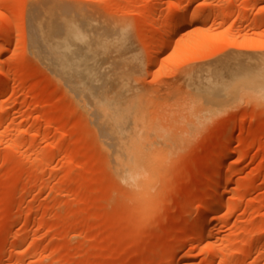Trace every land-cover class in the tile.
<instances>
[{
    "label": "rangeland",
    "instance_id": "374dc122",
    "mask_svg": "<svg viewBox=\"0 0 264 264\" xmlns=\"http://www.w3.org/2000/svg\"><path fill=\"white\" fill-rule=\"evenodd\" d=\"M34 1L0 0V264H264V1L182 0L199 19L180 29L181 0H47L92 45L72 54L104 53L93 65L124 100L107 116L157 162L134 193L67 89L77 66L56 82L32 55ZM219 162L233 173L206 217Z\"/></svg>",
    "mask_w": 264,
    "mask_h": 264
},
{
    "label": "bare ground",
    "instance_id": "6f19581e",
    "mask_svg": "<svg viewBox=\"0 0 264 264\" xmlns=\"http://www.w3.org/2000/svg\"><path fill=\"white\" fill-rule=\"evenodd\" d=\"M257 1L259 4L264 0ZM187 4H183L181 0L176 7L181 15H178L174 24L180 29H183L188 24L199 19V17L188 16L189 8ZM29 6L28 28L30 34H28L30 35V51L32 55L45 66L48 73L51 74L56 82L57 66L64 70L77 66L76 71L65 74L69 84L67 89L78 99V102L83 105L91 123L94 125L101 146L107 154V163L109 164L111 175L117 179L121 186L125 185L130 187L133 190L132 193H134L135 189L138 188L137 190H139L144 181L153 175L157 162L151 160L152 155L149 153L148 149L140 147L141 134L136 130L134 123H130L122 118L108 117L110 104H116L121 108V104H123L124 100L120 95L121 91H123V87L118 83L114 88H110L103 84L104 80L101 79L99 73H97L98 66L93 65V63L99 64L100 60L105 58L104 53L96 54L95 51H91V56H89L90 62L83 60L80 56H76L75 53L72 54V50L83 47L84 50L87 51L92 45L86 43L88 38L86 33L82 30V27L74 26V28L71 27L72 30L68 29V33H66L65 30L62 32L58 20L66 18H63V16L57 13V1L36 0L31 4L29 3ZM200 14L202 16L203 13ZM122 40H125V38H122ZM126 40L130 42L128 38ZM83 45H86V47ZM166 48V45L162 46L159 51L154 53L151 60L164 53ZM5 49L6 47L3 46L2 51H5ZM87 63L92 66V68L87 70L81 69L80 65ZM8 72H6V75L9 74ZM132 99L131 97L128 101ZM118 111L119 109L117 107L116 112ZM233 153L235 152L232 149H228L224 153L225 164ZM221 166L226 167V169L221 171ZM229 167L230 165L223 166V164L221 165L220 163L209 170L213 174L216 173L218 178H216L217 180L214 182L215 184L212 186L213 188H211L210 193H208V191L206 192L208 199L201 205L202 212L206 217L217 212L222 206L220 194L225 186L223 182H225L226 179L228 180L229 176L233 173ZM142 192L141 190L140 193ZM145 200L147 201V199ZM211 221L209 217V220L204 223L200 229L201 231H199L202 233L210 230ZM199 231L198 233L201 236ZM196 236L195 238L198 237ZM199 238L200 237L197 239ZM197 241L198 240H196V242ZM178 261H180L179 257H176L173 263H177Z\"/></svg>",
    "mask_w": 264,
    "mask_h": 264
}]
</instances>
